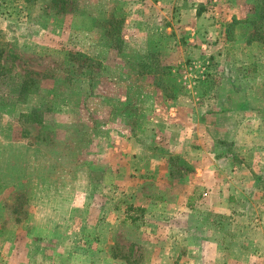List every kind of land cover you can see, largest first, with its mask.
<instances>
[{
	"label": "rangeland",
	"instance_id": "374dc122",
	"mask_svg": "<svg viewBox=\"0 0 264 264\" xmlns=\"http://www.w3.org/2000/svg\"><path fill=\"white\" fill-rule=\"evenodd\" d=\"M256 29L264 0H0V264L247 261L205 256L248 215L225 174L221 193L194 177L204 149L165 112L199 104L234 57L223 37Z\"/></svg>",
	"mask_w": 264,
	"mask_h": 264
},
{
	"label": "crops",
	"instance_id": "0c3cea01",
	"mask_svg": "<svg viewBox=\"0 0 264 264\" xmlns=\"http://www.w3.org/2000/svg\"><path fill=\"white\" fill-rule=\"evenodd\" d=\"M223 40L222 47L231 50L234 57L227 56L226 67L220 68L222 76L216 81H208L199 91V96L194 99L201 97L199 104L178 94L174 99L176 102H172L165 113L171 115L173 124L179 128L177 141L184 137L187 145L198 142L204 149L198 155L196 150H187L189 159L200 161L194 177L202 184L214 187L211 192L221 193L230 185L224 186L223 181L217 187L214 185L225 174L226 178L232 179L231 185L235 184L232 185L234 193L241 197L239 202L238 199L235 201L237 208L243 211L241 215H248L235 225L242 229L234 234H219L217 240L221 244L208 245L205 256L213 258L217 249L220 251L226 246L233 251V243H237L239 253L228 252V256L248 259L242 264H254L255 260L264 259V55L251 54V47L258 46V42H234L226 37ZM184 101L190 105L184 107ZM177 141L175 152L182 154L184 142ZM243 242L244 247L240 246Z\"/></svg>",
	"mask_w": 264,
	"mask_h": 264
},
{
	"label": "trees",
	"instance_id": "16d2710c",
	"mask_svg": "<svg viewBox=\"0 0 264 264\" xmlns=\"http://www.w3.org/2000/svg\"><path fill=\"white\" fill-rule=\"evenodd\" d=\"M236 21H239L237 19H234L231 21L230 25L234 24ZM253 40H258L261 43L264 44V33L258 29H256V31L247 39V41L250 43ZM170 160H175L178 161V165L184 164L185 165V169L184 171H180L178 169H176V172H190L192 171V167L189 166L188 164H186L181 158H179L178 156H174V155H170L169 157ZM125 216L127 218H129L132 222H135L137 219H140V217L143 215L144 213V209L142 207H138V206H134V205H127L125 210H124ZM219 218L221 217V215L218 216ZM215 225H220L222 223V219H215L214 220Z\"/></svg>",
	"mask_w": 264,
	"mask_h": 264
}]
</instances>
